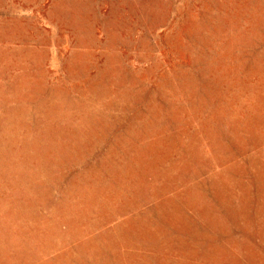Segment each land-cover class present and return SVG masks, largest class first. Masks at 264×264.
I'll return each instance as SVG.
<instances>
[{"label": "rangeland", "instance_id": "obj_1", "mask_svg": "<svg viewBox=\"0 0 264 264\" xmlns=\"http://www.w3.org/2000/svg\"><path fill=\"white\" fill-rule=\"evenodd\" d=\"M0 264H264V0H0Z\"/></svg>", "mask_w": 264, "mask_h": 264}]
</instances>
